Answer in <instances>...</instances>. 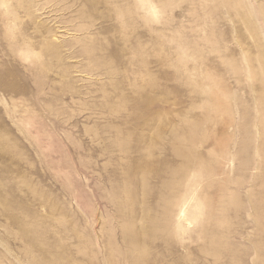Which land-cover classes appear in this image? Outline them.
<instances>
[{"label": "rangeland", "instance_id": "374dc122", "mask_svg": "<svg viewBox=\"0 0 264 264\" xmlns=\"http://www.w3.org/2000/svg\"><path fill=\"white\" fill-rule=\"evenodd\" d=\"M0 264H264V0H0Z\"/></svg>", "mask_w": 264, "mask_h": 264}, {"label": "clouds", "instance_id": "9594fccd", "mask_svg": "<svg viewBox=\"0 0 264 264\" xmlns=\"http://www.w3.org/2000/svg\"><path fill=\"white\" fill-rule=\"evenodd\" d=\"M137 8L141 10H145L148 13L146 23L155 24L159 23L163 18L164 12L160 8V6L156 3H138Z\"/></svg>", "mask_w": 264, "mask_h": 264}, {"label": "bare ground", "instance_id": "6f19581e", "mask_svg": "<svg viewBox=\"0 0 264 264\" xmlns=\"http://www.w3.org/2000/svg\"><path fill=\"white\" fill-rule=\"evenodd\" d=\"M30 232V231H29ZM44 249V248H43ZM114 262V261H113Z\"/></svg>", "mask_w": 264, "mask_h": 264}]
</instances>
